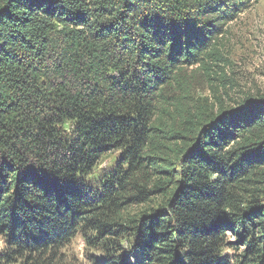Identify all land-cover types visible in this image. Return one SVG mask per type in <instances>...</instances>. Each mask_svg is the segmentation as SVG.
<instances>
[{"label": "trees", "instance_id": "trees-1", "mask_svg": "<svg viewBox=\"0 0 264 264\" xmlns=\"http://www.w3.org/2000/svg\"><path fill=\"white\" fill-rule=\"evenodd\" d=\"M252 1L0 0V264H264V95L165 96Z\"/></svg>", "mask_w": 264, "mask_h": 264}, {"label": "rangeland", "instance_id": "rangeland-1", "mask_svg": "<svg viewBox=\"0 0 264 264\" xmlns=\"http://www.w3.org/2000/svg\"><path fill=\"white\" fill-rule=\"evenodd\" d=\"M213 48V55L206 59L207 67L185 70L177 82L165 90V96L176 100L178 109L187 118L193 112L216 110L220 105L235 107L247 96L264 95V0H253L248 9L226 23ZM176 121L180 123V117ZM118 159L117 151L104 154L88 181L96 184L114 168ZM156 205L131 207L127 213L138 215L149 207L156 208ZM89 236L78 232L65 245L61 254L66 264H92L94 259H101L102 253L86 244ZM129 243L126 239L119 242L123 253ZM2 248L4 242L0 237ZM225 254L231 256L234 252L227 250Z\"/></svg>", "mask_w": 264, "mask_h": 264}]
</instances>
